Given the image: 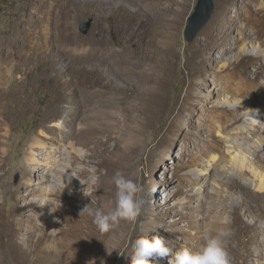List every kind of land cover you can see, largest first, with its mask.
Masks as SVG:
<instances>
[{
  "label": "rangeland",
  "instance_id": "obj_1",
  "mask_svg": "<svg viewBox=\"0 0 264 264\" xmlns=\"http://www.w3.org/2000/svg\"><path fill=\"white\" fill-rule=\"evenodd\" d=\"M155 1L0 0L3 248L14 241L12 230L25 237L30 225L44 219L73 246L72 264H131V244L141 234H158L176 252L200 246L205 232L225 229L231 233L226 238L231 264H264V111L259 117L247 114L264 105V0H215L213 16L193 42L184 30L198 0H165L174 4L172 14H181L171 23L172 41L163 42L171 45L170 53L160 47L151 61L149 51L155 48L145 45L143 28L151 22ZM118 3L138 14L123 18ZM88 18L93 23L83 34L80 23ZM219 39L223 46L209 47ZM115 61L136 66L139 74L131 76ZM150 62L158 63L155 73L161 78L157 88L144 90ZM100 66L120 93L85 85ZM100 89L104 94L97 100L106 102L99 108L107 110L101 115L111 126L105 142L95 147L73 141L72 146L60 140L59 128L51 131L57 122H65L66 133L83 131L86 117L99 122L96 104L82 106L85 99L96 100L90 92ZM153 92L159 97L151 98ZM62 93L61 114L45 120ZM239 103L242 107L232 112ZM243 125L249 128L237 138L256 150V176L249 169L229 174L234 156L225 136ZM38 148L59 153L39 156ZM71 151L82 156L71 159L77 170L69 174V187L59 189L66 196L50 197L46 190L63 182L62 173L39 177L57 164H69ZM32 165H38L36 173ZM117 171L143 188L147 203L137 221H121L114 231L101 233L93 217L80 212L90 204L105 211L114 207ZM48 217L56 223H48Z\"/></svg>",
  "mask_w": 264,
  "mask_h": 264
},
{
  "label": "bare ground",
  "instance_id": "obj_2",
  "mask_svg": "<svg viewBox=\"0 0 264 264\" xmlns=\"http://www.w3.org/2000/svg\"><path fill=\"white\" fill-rule=\"evenodd\" d=\"M135 1V0H134ZM165 0H157L155 1V5L153 7V10L151 13H149V18L151 19V22H153V25H151V22L146 24L143 28V33L145 35V45L148 47H154L155 49H152L149 51V59L152 61L153 56L156 55L157 49L159 50L160 47L164 49L166 53H170L171 51V45L170 44H163L164 41L168 40L169 42L172 41V33L171 30V23L176 24V18L181 14V10H178L176 13H173L174 10V4H167V2H164ZM154 2V1H153ZM181 3V1H180ZM150 4V3H149ZM148 4V5H149ZM102 6V5H97ZM117 7L119 8L121 12V16L124 18L126 16V19L134 18L138 11L133 10L132 8L122 4L118 3ZM151 7V6H150ZM183 7V6H181ZM156 11V12H155ZM74 15V14H72ZM122 18V19H123ZM235 19L233 18V21ZM158 33H157V32ZM223 31L222 29H218L217 33L220 34ZM160 33V34H159ZM170 33V34H169ZM17 35H20V32L16 29L13 42L16 43ZM224 41L222 39L216 40L212 42L209 47L216 49V47L223 46ZM161 44V45H160ZM223 44V45H222ZM165 48H164V47ZM245 50V49H244ZM99 51V50H98ZM98 52L100 55L99 57L102 58L104 55V52ZM106 52V51H105ZM112 52V51H111ZM124 52V51H123ZM165 55V54H164ZM104 57V56H103ZM244 60V56H243ZM103 61V60H102ZM105 62V61H104ZM102 63V62H101ZM117 63V67L121 69H125L129 71V74L131 76H134L136 74H139V69L136 66H128L123 61H115ZM114 63V64H115ZM123 63V64H122ZM151 65L149 70L152 72L149 74V78L146 79L147 85L144 90L149 89L151 86H155L158 84V80L161 78L160 75H157L155 73V70L158 69V63L157 62H150ZM103 66L93 68L91 71V75L87 77L89 81L85 84L86 86L92 85L94 87H106L107 91L114 92V93H120L121 88L118 89L115 84H113V77L109 73H105ZM109 71V70H108ZM248 86V83H247ZM79 88H82L81 84H78ZM116 87V88H115ZM156 87V86H155ZM157 88V87H156ZM162 89V88H161ZM142 90V91H144ZM154 90V89H153ZM103 89L96 90L95 92H90L91 98L95 97L99 98L101 95L104 94ZM149 91V90H148ZM150 92V91H149ZM107 93V92H106ZM135 96H139L141 94L140 89L135 90ZM162 93V92H161ZM163 96V94H162ZM159 97V94L156 92H153L151 95V98H157ZM228 98H231L230 96H227ZM89 102L87 99L84 100L83 106L85 107L86 104L92 105L96 104L95 111L93 113H98V121L101 122L102 127H97V124L99 122H95L96 120H92L88 117H86L87 120V127L83 129L81 132H67L65 131L64 124L65 122H57V124H53L52 127L54 129H51V131L58 129V134L61 136L60 140H70V144L73 146V141H76V143H80L83 146H89L90 144H95V147H98V145L103 144L105 141L103 140V135L110 132V124H107L108 118L101 115L102 112H105L107 114V110H101L99 108L102 106L103 102H106V100H94ZM65 101V95L62 93L57 100V106L52 108L48 116L45 118V120H52L55 119L59 114H61L62 107L60 104H63ZM109 103V101H108ZM82 104V103H81ZM235 109L232 110V112H237V108H241V103L233 105ZM264 111V105L259 107L257 110H248V115H256L259 117V115ZM89 115V114H88ZM96 119V118H95ZM48 126V125H47ZM51 126V125H49ZM110 126V127H109ZM48 128V127H47ZM245 128L248 129L249 127L247 125H243L238 128H232L229 130L227 135L225 136V143L227 144V147L229 151H231L233 158V166L229 169V174L231 176H235L236 174L239 175V172L241 173L244 169H249L255 176L257 175L258 168L256 167V162L254 161V157L256 155V150L252 149L250 146L239 142V139L237 138L238 135L246 133ZM55 135V132H53ZM236 136V137H235ZM109 137V136H108ZM107 137V138H108ZM55 138V137H54ZM53 138V140H54ZM63 142V141H62ZM68 142V143H69ZM107 143V142H106ZM172 146V144H171ZM45 148H38L39 156L43 155H52L56 157V155L59 153L55 150H51L48 153V150H44ZM48 149V148H47ZM51 149V148H50ZM236 151V152H235ZM67 154V153H65ZM70 163L69 164H57L54 171H43L42 176L39 178L43 181L48 176L55 179V174L62 173L64 180L62 183L55 184V186H49V190H46L48 195L50 197H54L56 199L58 198H65L66 195H63L60 192V188L64 189L66 187V184L69 182L67 179L70 176L72 170H77L75 167H73L72 160L76 159L79 156H82V154H78L77 152H70ZM88 156V155H87ZM72 159V160H71ZM78 159V158H77ZM212 159L214 161L217 160V155H212ZM38 165H32V171H38L37 170ZM52 170V169H51ZM83 170L78 169V172H82ZM200 172V171H199ZM36 173V172H35ZM85 173V170L83 171ZM46 174V175H45ZM61 175V176H62ZM48 185V184H47ZM263 185V183H262ZM68 186L65 188L67 189ZM264 187V186H263ZM261 187V188H263ZM48 189V188H47ZM76 197V196H75ZM66 198L71 199V203L74 201V196L70 198V196H67ZM50 207H53L54 209H57L59 207L58 205H55L52 200L45 201ZM61 206V205H60ZM45 217V216H44ZM55 217V216H53ZM46 221L48 223H56L52 217L46 218ZM44 219L40 222H35L27 229V235L25 237H19L13 230L11 231V236L15 237L14 241L8 245H6L3 248V244L1 242L2 238V231H3V220L0 217V264H39V262L44 261V259H50L49 264H72V258L71 255L73 253V246L70 244L68 239L64 238L60 232L52 231L49 227L45 226ZM46 264V263H44Z\"/></svg>",
  "mask_w": 264,
  "mask_h": 264
},
{
  "label": "clouds",
  "instance_id": "obj_3",
  "mask_svg": "<svg viewBox=\"0 0 264 264\" xmlns=\"http://www.w3.org/2000/svg\"><path fill=\"white\" fill-rule=\"evenodd\" d=\"M71 183V176L68 177ZM115 185L114 207L110 211L86 205L80 216L88 214L101 233L114 231L121 221L135 222L142 215L147 203L143 188L134 180L117 171L112 177ZM65 187V188H66ZM85 191V189H84ZM51 212L52 208L50 209ZM231 233L220 229L215 235L204 233L203 242L197 248L184 247L173 252L170 241L158 234H141L131 244V264H159L161 258H169L168 264H231L227 250V237Z\"/></svg>",
  "mask_w": 264,
  "mask_h": 264
},
{
  "label": "water",
  "instance_id": "obj_4",
  "mask_svg": "<svg viewBox=\"0 0 264 264\" xmlns=\"http://www.w3.org/2000/svg\"><path fill=\"white\" fill-rule=\"evenodd\" d=\"M216 9L215 0H198L194 12L188 17L184 30V37L193 42L210 21ZM93 19L88 18L80 23V31L87 34L92 26Z\"/></svg>",
  "mask_w": 264,
  "mask_h": 264
}]
</instances>
